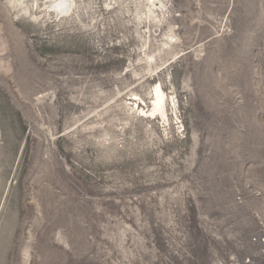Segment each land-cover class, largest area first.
Instances as JSON below:
<instances>
[{
	"label": "rangeland",
	"instance_id": "obj_1",
	"mask_svg": "<svg viewBox=\"0 0 264 264\" xmlns=\"http://www.w3.org/2000/svg\"><path fill=\"white\" fill-rule=\"evenodd\" d=\"M47 1L0 0V264H264V0Z\"/></svg>",
	"mask_w": 264,
	"mask_h": 264
},
{
	"label": "bare ground",
	"instance_id": "obj_2",
	"mask_svg": "<svg viewBox=\"0 0 264 264\" xmlns=\"http://www.w3.org/2000/svg\"><path fill=\"white\" fill-rule=\"evenodd\" d=\"M76 2H77V0H49L46 2V4L50 9H53V11L55 12L57 17H61V16H67V15L71 14L74 10V7L76 6ZM116 2L118 3L119 0H116ZM139 2L140 3L147 2L146 3L147 4L146 9H147V13H149V16H147L148 19L149 18H155V20H156L157 17H153V15L154 14L156 15L158 13L157 11H160V10H161V12H163L164 9L166 8L164 0H139ZM108 8H109V6H108ZM147 13L144 12V14H147ZM158 16H160V15L158 14ZM178 40H179V38H178L177 34L168 33L167 39L164 42V45H162L163 46L162 49L172 48ZM162 49H160V50H162ZM161 52L162 51H160V53ZM156 57H157L156 53L149 54L146 51V61H147V63H150V65L153 61H156ZM166 97H167V95H166V93L162 87V84L160 83V84L155 85L154 89L152 90V105H151L152 108H151V106L150 107H148L147 105L144 106L143 105L144 101H142V99L139 96H137V94H132V97L130 98V100L135 101L133 104L137 103V100L139 101V103H137V110H139L143 116L151 118V117H154L155 115H161L163 117V120L165 119L167 121L169 119L166 118L167 113L165 111L166 106H167V102H168Z\"/></svg>",
	"mask_w": 264,
	"mask_h": 264
}]
</instances>
